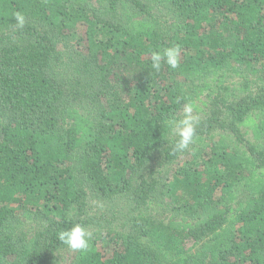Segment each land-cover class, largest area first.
<instances>
[{"label": "trees", "instance_id": "trees-1", "mask_svg": "<svg viewBox=\"0 0 264 264\" xmlns=\"http://www.w3.org/2000/svg\"><path fill=\"white\" fill-rule=\"evenodd\" d=\"M0 264H264V0H0Z\"/></svg>", "mask_w": 264, "mask_h": 264}, {"label": "clouds", "instance_id": "clouds-1", "mask_svg": "<svg viewBox=\"0 0 264 264\" xmlns=\"http://www.w3.org/2000/svg\"><path fill=\"white\" fill-rule=\"evenodd\" d=\"M17 25L23 27L24 17L20 13L15 14ZM180 50L178 47H169L163 51V53L154 52L152 54V67L157 71L160 70V62L165 59L166 63L171 68L178 66V58ZM194 110V106L191 102L183 106L184 118L178 121L172 122V132L179 136V141L175 145V149L179 152L184 151L193 143V139L196 131V119L191 115ZM60 241L72 250L85 251L89 247V240L91 233L80 225H75L71 229L61 231L58 234Z\"/></svg>", "mask_w": 264, "mask_h": 264}, {"label": "rangeland", "instance_id": "rangeland-1", "mask_svg": "<svg viewBox=\"0 0 264 264\" xmlns=\"http://www.w3.org/2000/svg\"><path fill=\"white\" fill-rule=\"evenodd\" d=\"M94 1H97V0H94ZM237 81V79H236ZM192 116L194 115L193 113L191 114ZM17 210L19 209L18 207L16 208ZM113 212H117V211H113ZM158 212V211H157ZM163 211H160V214H159V217L161 219H167V216L166 215H161ZM22 216L24 217L23 219L25 220V222L27 223L28 225V228L29 226L31 225V222L33 221V212H30V211H22ZM108 251L110 252L111 251V248L109 247L108 248ZM74 251H71V253H73ZM73 254H66L64 257L65 258H68V257H71Z\"/></svg>", "mask_w": 264, "mask_h": 264}]
</instances>
